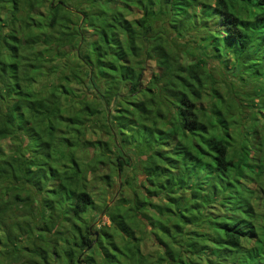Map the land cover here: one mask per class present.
Instances as JSON below:
<instances>
[{"label": "trees", "instance_id": "trees-1", "mask_svg": "<svg viewBox=\"0 0 264 264\" xmlns=\"http://www.w3.org/2000/svg\"><path fill=\"white\" fill-rule=\"evenodd\" d=\"M0 5V264H264V0ZM192 7L219 29L185 63Z\"/></svg>", "mask_w": 264, "mask_h": 264}, {"label": "rangeland", "instance_id": "rangeland-1", "mask_svg": "<svg viewBox=\"0 0 264 264\" xmlns=\"http://www.w3.org/2000/svg\"><path fill=\"white\" fill-rule=\"evenodd\" d=\"M204 1L205 2L209 1L210 3L212 2V0H204ZM6 15L7 13H6L5 8L0 5V17L4 18L6 17ZM169 20H170V24L172 25V28L167 24L169 27L168 28L167 25L163 23V26L169 29V31H167L168 35H171L173 40L176 43L184 42L182 46L184 50L180 48L182 50L181 52H179L180 53L179 57L182 60V62L187 63V62H191L192 60L194 61L199 58H202L199 55L200 52L198 50V46H204V48H206V53L209 54L210 47L212 45V42H211L212 34H214V32L219 29L216 21L210 18L209 15H203L198 10L197 7H192V10L189 14H184L182 10H177V9L174 10L172 17ZM156 25L157 26L160 25L159 21L158 23H156ZM6 30H7L6 26L1 27L0 36H2L6 32ZM89 34H90V31L88 28L86 31L82 32V35L85 37V42L88 40ZM1 50H3V48H1ZM203 59H206V58L204 57ZM228 60H229V64L232 63V61L229 58ZM147 64L150 65L151 62L148 61ZM207 66L210 68L211 73H213L212 75L216 78H217V73L218 74L222 73V66L216 60H213V59L209 60V62H207ZM147 73L148 71L146 70L145 74ZM232 82L234 83L233 80ZM237 85H242V84L237 83ZM245 89L250 94L251 85L247 87L245 86ZM91 124L93 128L95 127V129L93 130L92 135H89V133H86L85 135L86 139L91 138V137L99 138V139L108 137L106 134H104V132L96 130V127L98 126L100 127V125H98L99 122L96 121V118L93 119ZM0 146H2L6 150L8 146V141L6 139H3L2 141H0ZM137 178H139V176H137ZM117 180H118L117 178L114 179V181H117ZM102 188H103L102 184L98 180H95V182L91 184V190H90L91 194L93 195L94 202L98 204L99 207L101 206L103 201L106 203V206L110 205L111 203V201H109L110 194H108L106 190H105L106 195H105V192H103L102 195H99ZM116 189H117L116 183L112 184V187L110 188V192L112 193L115 191V194L111 200H113L116 197V193H117ZM93 212H94V209H88L87 212L83 215V218L85 221L87 222L92 221L91 227L93 226L97 227L101 224L107 223L106 218L103 215L104 208L102 209L100 213L96 212V214H94ZM140 246L143 252H150L154 250V246L152 245V242L148 237H145L141 241Z\"/></svg>", "mask_w": 264, "mask_h": 264}]
</instances>
